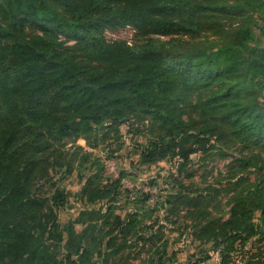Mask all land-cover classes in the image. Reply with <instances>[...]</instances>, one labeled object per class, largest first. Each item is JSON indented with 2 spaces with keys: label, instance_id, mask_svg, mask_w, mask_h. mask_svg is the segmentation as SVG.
<instances>
[{
  "label": "trees",
  "instance_id": "16d2710c",
  "mask_svg": "<svg viewBox=\"0 0 264 264\" xmlns=\"http://www.w3.org/2000/svg\"><path fill=\"white\" fill-rule=\"evenodd\" d=\"M255 16L264 22V0H0V264H133L126 248L160 239L162 226L143 222L150 195L129 198L102 168L82 176V205L61 219L68 193L50 170L73 165L58 161L57 143L102 123L114 134L143 126L141 163L177 156L178 175L192 153L222 157L241 145L227 164L226 216L210 215L225 189L212 184L188 189L180 179L165 203L194 221L201 256L188 264L210 252L230 264L249 239L263 241L264 47L253 28L264 35V25ZM125 25L139 38H105Z\"/></svg>",
  "mask_w": 264,
  "mask_h": 264
},
{
  "label": "rangeland",
  "instance_id": "374dc122",
  "mask_svg": "<svg viewBox=\"0 0 264 264\" xmlns=\"http://www.w3.org/2000/svg\"><path fill=\"white\" fill-rule=\"evenodd\" d=\"M254 19L258 21V25H264V22L256 16ZM133 29L132 26L128 28L123 26L113 32L106 31L104 35L107 39L118 38L132 41L133 38H139L134 36ZM253 33L256 39L255 43L264 47V35L259 33L258 28H253ZM139 130V133H135L134 127L131 132H128L127 127L122 124L119 126V133L114 134L112 131L108 132V128L102 123L94 126L93 130L81 137L64 139L57 143V152L61 157L58 161H70L73 165L70 171L58 167L50 170V175L68 193L69 203L65 214H61V219L74 216L77 208L82 205L83 201L74 196L81 188L82 176L97 172L99 168H102L103 181L120 177L121 190H129V198L140 196L143 193L149 194L148 199L142 204L145 209L143 222L145 225L153 224L154 229L162 226L161 231L156 232L157 235L161 234L160 239H156L153 247L149 242H145L143 245L140 241L126 248L123 255L133 264H152L155 259L158 261L155 252L161 248L159 246L165 241V254L162 257V262L156 264H188L189 254L194 253L198 257L201 256L197 252L199 243L192 238L194 221L190 217H184L183 209H180L179 214L169 213V205L165 203V197L170 189L178 188L180 179L183 180V187H188V189L208 184L225 188L208 210L213 217L226 216L229 207V192L234 188V180L228 179L230 172L227 171V164L232 157L238 155L242 146L236 145L222 157L216 151L206 154L192 153L188 156L186 173L178 175L177 156L166 157L149 164L141 163L140 145L145 143L148 131L143 126H139ZM251 149L257 152L256 147L250 145L248 150ZM84 152L91 153V156L84 157ZM261 156L264 159V153ZM189 174L191 178L183 177ZM244 176L248 177L250 181H254L257 177L254 169H250ZM130 207L131 203L120 206L115 212L123 215ZM80 227V225H76L77 230ZM210 254L211 258L202 264H217L218 254L215 252H210ZM232 257L233 261L230 264H259L260 261L264 263V240H259L257 237L249 239L244 247L235 250Z\"/></svg>",
  "mask_w": 264,
  "mask_h": 264
},
{
  "label": "built area",
  "instance_id": "2783aa9c",
  "mask_svg": "<svg viewBox=\"0 0 264 264\" xmlns=\"http://www.w3.org/2000/svg\"><path fill=\"white\" fill-rule=\"evenodd\" d=\"M125 27H127V28H128V27H129V25H125ZM106 31H108V33H109V31H110V32H113V30H105V31H104V33H105ZM114 31H115V30H114ZM133 31H135V30L133 29ZM127 42H130V40H127ZM263 264H264V263H263Z\"/></svg>",
  "mask_w": 264,
  "mask_h": 264
}]
</instances>
